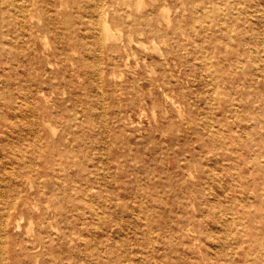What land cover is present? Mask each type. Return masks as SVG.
<instances>
[{
    "label": "bare ground",
    "instance_id": "obj_1",
    "mask_svg": "<svg viewBox=\"0 0 264 264\" xmlns=\"http://www.w3.org/2000/svg\"><path fill=\"white\" fill-rule=\"evenodd\" d=\"M147 150L165 179L121 194ZM141 234L264 264V0H0V264H141Z\"/></svg>",
    "mask_w": 264,
    "mask_h": 264
},
{
    "label": "rangeland",
    "instance_id": "obj_2",
    "mask_svg": "<svg viewBox=\"0 0 264 264\" xmlns=\"http://www.w3.org/2000/svg\"><path fill=\"white\" fill-rule=\"evenodd\" d=\"M119 73L120 71H118L117 74ZM117 80L119 82L122 81L121 79H117ZM216 124L219 126H222L223 124H226V120L222 119V125L218 122H216ZM243 154H244L243 150L240 148V153L237 159L242 160ZM209 155H210V152H209ZM135 156H133V158L135 159V163L138 167L136 171L128 170L127 169L128 162L129 161L131 162V160L128 159V161H126L127 159L126 157H121L125 165L123 167V173H124L123 180L120 181L121 182L120 193L121 194L133 193V195H136V198H137L138 197L137 194L141 193V192H138V190H145L148 188V185L150 183H151L150 184V187H151L152 185L157 184V182H162L165 179L168 169L170 170L169 166H171L169 162L174 161L175 157L172 154H168L164 156L154 155L149 150L143 151L141 153H136ZM138 222L143 225V228H145L147 225L145 219L140 218ZM151 224L153 225V221ZM144 238H145V235L141 234L139 240L142 243V247H141L142 250H141V253H139V258L141 259V264H150V262L153 259L152 247L150 244H148L145 241ZM233 246L236 247V243H233ZM231 247H232V243H230V249ZM232 250L233 248L230 250V252L227 251V254L223 256V258L231 259V257L233 256V252L231 253ZM159 253L163 256V250H160ZM163 258L165 259L164 256Z\"/></svg>",
    "mask_w": 264,
    "mask_h": 264
}]
</instances>
